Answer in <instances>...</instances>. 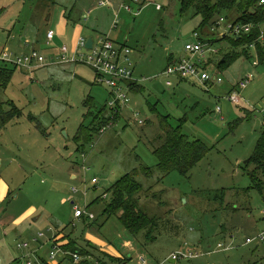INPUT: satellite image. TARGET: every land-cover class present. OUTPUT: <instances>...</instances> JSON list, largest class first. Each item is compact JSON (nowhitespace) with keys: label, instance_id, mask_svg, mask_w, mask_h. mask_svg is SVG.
I'll list each match as a JSON object with an SVG mask.
<instances>
[{"label":"rangeland","instance_id":"rangeland-1","mask_svg":"<svg viewBox=\"0 0 264 264\" xmlns=\"http://www.w3.org/2000/svg\"><path fill=\"white\" fill-rule=\"evenodd\" d=\"M99 1L0 0V44L8 53L28 56L32 51L40 54L42 49L44 54L64 43L70 45L76 38L96 39L113 32L112 39L133 51L135 80L141 86V92L129 93L130 103L120 112L118 122L112 119L104 127L106 131L102 128L82 149L76 139L83 124L98 128L102 116L119 114L109 112L111 91L96 82L93 70L80 63L70 70L59 65L25 69L0 61V68L7 65L14 72L7 87L0 81V107L6 113L12 103L20 110L18 119L0 132V157L14 162L5 163L0 175L16 180L13 188L20 194L5 209L10 208L9 213L18 218L36 208L41 218L38 223L33 219L22 222L18 228L0 227L1 264H37L36 256L28 258L35 249L34 238L43 233L46 239L42 242H47L54 232L65 234L78 250L91 252L90 264H114L100 251L101 246L107 243L120 248L129 240L152 264H264L263 245L245 246L249 238L264 232V199L245 172L247 166L250 171L255 169L251 160L264 131V62L252 53L249 59L221 71L216 64L223 58L221 53L212 58L207 73L211 80L217 77L222 83L166 78L170 61L187 56L185 45L197 42L194 33L202 19L193 11L183 14L179 0H140L146 7L137 17L120 10V0L114 3V10L99 8ZM112 10L119 13L116 30H112ZM64 14L73 16L84 30L75 32L77 28L69 26L70 39L58 40ZM49 30L55 33L52 44H48ZM213 39L218 40V35ZM28 40L29 53L25 48ZM214 45L220 49L222 44ZM223 49H228L226 44ZM249 79L245 90H240ZM168 80L172 86H167ZM236 93L240 95L238 105L229 101ZM168 116V125H180L191 141H201L210 151L188 177L173 172L151 194L146 193L143 209L162 219L157 240L146 243L143 233L132 236L117 215L108 217L105 205L109 188L124 175L141 163L153 169L158 165L154 144L162 129L161 118ZM83 166L90 172H84ZM72 173L78 180H71ZM94 178L97 184L92 183ZM73 189L79 193L74 194ZM105 194L108 200L94 203ZM71 196L82 210L94 214L95 223L87 215L77 220L72 202L62 204ZM19 243L30 244V252L18 250ZM219 244L235 247L227 251L218 249ZM188 247L199 257L171 262L174 254L188 251ZM49 252L47 247V253H42L48 264H74L69 258L51 261Z\"/></svg>","mask_w":264,"mask_h":264},{"label":"trees","instance_id":"trees-1","mask_svg":"<svg viewBox=\"0 0 264 264\" xmlns=\"http://www.w3.org/2000/svg\"><path fill=\"white\" fill-rule=\"evenodd\" d=\"M40 1L51 4L55 3V0ZM131 2L132 5L138 6V4H134V1ZM179 2L183 14L193 11L196 18L200 17L202 19L201 25L197 29V31L202 33L205 29L211 28L221 17L233 21L235 24L251 23L255 26L252 34L243 36L239 39L228 36L216 40L213 39V35L210 37V39H213L211 40L212 44H219V42L222 44L220 46V54L222 53L223 58L216 63L219 70H226L241 59H249L253 55L250 46L254 43L258 48L259 61L264 62V42H257L261 35V29H264V6L260 5V0H179ZM140 5H142V3ZM232 16L236 18L233 19ZM66 18L73 24L79 23L73 20V16H68L66 14ZM204 34L208 35L207 33ZM223 44H226L228 48L225 51H223ZM45 58L47 64L42 67H35L34 65L36 63L33 60L31 68L42 69L48 66L50 62L46 56ZM60 58L61 54L57 58V64H59ZM172 63L173 61H170L169 65ZM14 67L15 66H13V68ZM8 68L7 65L5 68H0L1 86L4 87L8 86V83L12 80L14 75V72ZM129 86L131 93L141 92L139 83L133 82ZM9 105L12 106V109L6 113L3 111L2 107H0V115H3V117L0 116V132L6 128L8 122L15 121L18 119L16 117L20 115V110L17 106H14L12 103ZM100 114L102 115V113ZM120 117V114L113 118H105L102 116L99 127H94L93 129L92 127L87 128L83 124L79 129L80 131L77 135L76 142L82 145L83 149L85 144L89 145L93 142L94 134H100L102 128L112 119V121L116 123ZM169 117L170 116L161 118L160 126L162 129L158 132L153 151L155 157L158 159V165L155 169L141 163L139 168L127 173L122 179L109 188L108 194L110 195V199L109 195L105 194L108 195L106 200L109 199V202L105 205L106 210L104 213L108 217L117 215L124 228L127 229L132 236L138 237L143 233L146 243H153L157 240L156 236L162 226V219L160 217H152L143 209V202H147L148 200L145 199L147 194H151L155 190V187L162 184L173 172H177L183 177H188L192 169L196 167L210 151L201 141H191L188 136L183 133V127L180 125L177 127H172L170 124L168 125L166 120H168ZM80 149L79 147V151L83 152V150L81 149V151ZM251 163L256 165L255 169L250 171L247 166L245 172L249 174L254 188L264 199V131L257 146L255 157L251 160ZM105 195L94 201V203L98 202L100 199L104 200ZM95 221L96 218L90 222L95 223ZM78 249L79 248H77L74 242L62 246V251L64 252L66 251L73 255H81L82 259L78 264H90V261L93 259L91 252ZM38 257L43 264H48V262L43 260L40 256ZM68 258L74 264H77L73 261L72 256Z\"/></svg>","mask_w":264,"mask_h":264},{"label":"built area","instance_id":"built-area-1","mask_svg":"<svg viewBox=\"0 0 264 264\" xmlns=\"http://www.w3.org/2000/svg\"><path fill=\"white\" fill-rule=\"evenodd\" d=\"M119 0H100L98 3L99 8L110 7L114 10V3ZM121 8L124 9L132 16L137 17L141 14L142 10L146 6L140 5V0H120ZM128 1H134V4H138L139 10H134L132 5L127 4ZM260 5L264 6V0H260ZM141 6V7H140ZM158 9H161L159 7ZM92 11L89 12V15ZM115 19L112 26V30H116L120 21L119 13L114 11ZM89 15L85 17V21L88 20ZM254 25L251 23H239L235 24L233 21H229L224 17H221L211 28L207 29V34L204 32L197 31L194 33L196 43H188L185 45V50L188 52L187 56H184L182 59H179L172 64H170L167 70L164 72L166 78L177 77L180 80H194L199 81L201 84H210V83H222V79L214 77L211 80V77L207 73L208 67L212 65V58L220 55L221 49H215L214 44L211 43L210 37L213 35H218L219 39L223 37H231L235 39L242 38L243 36L250 35L253 33ZM219 31H222L219 33ZM261 35L257 42H264V29H261ZM55 33L49 31L47 34L48 44H52V41L55 40ZM97 39H94L93 46L89 50L87 49L88 39L85 37L79 38L77 42L76 49L74 54L71 53V48L67 45H64L60 49V63H80L85 65L88 68H91L96 76V82L100 85L107 86L111 91L112 100L109 102V112H122V110L127 107L130 103L131 98L129 97L130 93V84L136 82L135 80V67L133 66L131 56L133 51L128 48L126 45L119 44L115 42L110 36H97ZM253 53L258 56V48L255 43L250 46ZM35 61V67H42L46 63L45 56L38 54L35 51L29 53L28 56H18L15 54L8 53L7 50H4L0 53V61L8 64L10 66L21 67L29 69L32 67V61ZM256 66H259V63L255 62ZM251 78V77H250ZM169 81V80H168ZM252 80L249 79L240 85V90H245ZM172 81H169L167 86H172ZM229 101H232L234 104H239L240 95L234 94L230 96ZM121 115V114H120ZM139 114H135V117L138 118ZM139 123L142 124L143 121L139 120ZM106 131L104 128L102 132ZM84 158V155H82ZM83 171L89 173L87 166H83ZM93 184L98 183V179L94 178L92 181ZM74 194H78L77 189L72 190ZM84 196L87 197V192L84 193ZM108 195L104 196V199H107ZM75 207V217L77 220L82 219L83 216L87 215L90 220H94V214H91L85 210H82L81 206H78L76 203H73ZM264 217V212H263ZM46 239L45 234L41 233L33 240V243L39 244L42 240ZM54 240V239H53ZM52 240V241H53ZM259 243L264 245V232L255 238H249L245 246L252 243ZM31 245L28 243H19L17 246L18 250L30 252ZM235 247V246H234ZM234 247L228 246L224 247L223 244H219L218 249L230 250ZM188 251L177 252L173 255L172 260L178 261L180 259H193L198 258L199 255L194 251V249L188 247ZM50 260L56 261L58 257L65 259L69 256L73 257L75 263L81 261V255L71 254L68 252L62 251V246H60L56 240L52 242V247L50 249ZM36 256L37 264H43L38 255L35 252H31L28 255V258ZM1 264V257H0ZM27 264H33L31 261H28ZM141 264H147V261L142 258Z\"/></svg>","mask_w":264,"mask_h":264},{"label":"crops","instance_id":"crops-1","mask_svg":"<svg viewBox=\"0 0 264 264\" xmlns=\"http://www.w3.org/2000/svg\"><path fill=\"white\" fill-rule=\"evenodd\" d=\"M112 12L114 14L113 10H112ZM63 18L65 21H63L62 24H60V28L58 30L59 31L58 36H56L58 38V40H64V39L69 40L70 39L69 38L70 34L67 35L69 26L73 27V28L74 27L77 28L78 31H75V32H81V33L83 32L84 28H83V25H81V23L73 24L72 22H69V20H67V18H66V14H64ZM96 21L99 22L98 18L96 19ZM50 30H52V29H50ZM112 33L113 32H109L107 34H109L108 36H110L112 38V36H111ZM101 35L102 34H100L98 36H101ZM117 38H119V37H117ZM76 39H74L73 43H70V45L66 44L67 46H69L71 48L72 54H74V51H75L76 46H77L78 41H76ZM87 39L89 40V38H87ZM113 40H115V39H113ZM29 42L30 41L28 40L25 43V48L27 49L26 50L27 53L30 52V50H28V48H29V45L31 42L30 43ZM64 44H63V46H64ZM26 45H27V47H26ZM4 47H5L4 45L0 44V53L4 50H7ZM25 48H23V49H25ZM60 48L58 50H50L44 54H42V49H40L39 53L42 54L43 56L45 55L48 58V60L50 62L48 64V66L49 65H52V66H54V65L58 66L59 65V66H63L64 68H66V70H70L71 67L75 66L77 63H75V64H66V63L57 64L56 63L57 58L60 55ZM183 56L184 55H182V57ZM175 61L176 60L173 59V62H175ZM5 163L10 164V163H14V162L12 159H10L8 157H0V168L2 166H4ZM70 175H71V180L76 181L79 178V176H77L75 173H72ZM15 182H16V180H7V178L0 175V227L2 229L4 226H9V225H13L14 227L18 228L20 225H22V222H25L29 219H33V221L35 223H38L41 219L40 216L37 215L38 211L36 210V208L29 209L28 212H26L24 215H22L18 218H17V216H14V215L9 213L10 208L5 209V205L7 203L10 202V204H12L13 203L12 200H17L20 197V194L15 193L14 189H16V188H13V185H15ZM69 202H72V204L75 203L74 200H72V196L70 198H64L62 204H67ZM52 240L53 241L56 240V242L60 246H65V245H68L69 243H73V241H71V239L67 238L65 236V234L62 235L58 232H54L53 236L50 237V239L47 242L41 241L39 244L35 243V249L32 251L35 252L38 256H40L43 260H45L44 259L45 257L43 256L42 253H47V247H50V249H51L52 242H53ZM76 246H78V245L76 244ZM100 251L102 253H104L106 255V257H108L110 260H112V262L114 264H141L142 258H144L147 261V264H152L149 257L145 253H143V251L142 252L140 251L138 246H136V243H132V241H130V240L124 242L120 248H114V245L112 246L110 244L108 246L107 243H104L101 246ZM45 261H47V260H45ZM101 264H103V263L101 262Z\"/></svg>","mask_w":264,"mask_h":264},{"label":"water","instance_id":"water-1","mask_svg":"<svg viewBox=\"0 0 264 264\" xmlns=\"http://www.w3.org/2000/svg\"><path fill=\"white\" fill-rule=\"evenodd\" d=\"M93 42H94V39L93 38H90L89 40H88V42H87V49H91L92 48V46H93ZM173 261H175V260H172L171 262L173 263Z\"/></svg>","mask_w":264,"mask_h":264}]
</instances>
